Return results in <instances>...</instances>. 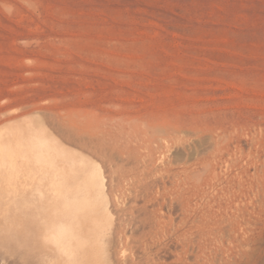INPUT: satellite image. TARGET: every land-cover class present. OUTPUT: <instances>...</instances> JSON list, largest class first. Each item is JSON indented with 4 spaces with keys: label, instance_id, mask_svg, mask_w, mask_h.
I'll use <instances>...</instances> for the list:
<instances>
[{
    "label": "rangeland",
    "instance_id": "obj_1",
    "mask_svg": "<svg viewBox=\"0 0 264 264\" xmlns=\"http://www.w3.org/2000/svg\"><path fill=\"white\" fill-rule=\"evenodd\" d=\"M22 119L100 168L129 262L264 264V0H0V129Z\"/></svg>",
    "mask_w": 264,
    "mask_h": 264
},
{
    "label": "bare ground",
    "instance_id": "obj_2",
    "mask_svg": "<svg viewBox=\"0 0 264 264\" xmlns=\"http://www.w3.org/2000/svg\"><path fill=\"white\" fill-rule=\"evenodd\" d=\"M29 120L24 119L22 127L10 124L0 129L1 222L15 217H3L7 208L22 207L27 227L22 236L10 233L14 241L6 238L11 228L0 227V247L12 248L36 264H156L151 255L127 260L122 220L127 208L114 210L100 168ZM231 229L223 221L215 223V239L230 240ZM138 246L144 252L152 250L147 243ZM215 264L237 262L231 256L216 258Z\"/></svg>",
    "mask_w": 264,
    "mask_h": 264
}]
</instances>
